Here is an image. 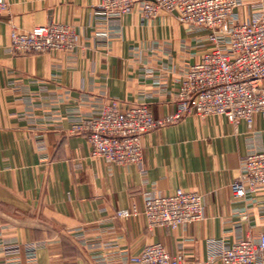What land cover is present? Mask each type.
<instances>
[{
    "label": "crops",
    "instance_id": "1",
    "mask_svg": "<svg viewBox=\"0 0 264 264\" xmlns=\"http://www.w3.org/2000/svg\"><path fill=\"white\" fill-rule=\"evenodd\" d=\"M0 14V264H134L161 242L186 264H223L212 247L264 234V186L235 197L232 183L249 154L264 152V115L252 124L190 114L142 138L144 162L108 164L92 157L75 125L116 102L147 104L156 118L177 112L180 84L212 46L206 28L162 10L96 17L101 0H6ZM238 11L250 17L253 5ZM71 25L74 51L18 53L13 30ZM199 192L205 218L177 229L148 228L150 191ZM138 213L127 218L118 210Z\"/></svg>",
    "mask_w": 264,
    "mask_h": 264
},
{
    "label": "built area",
    "instance_id": "2",
    "mask_svg": "<svg viewBox=\"0 0 264 264\" xmlns=\"http://www.w3.org/2000/svg\"><path fill=\"white\" fill-rule=\"evenodd\" d=\"M141 4L146 18L165 10L181 24L206 28L212 46L200 62L183 77L177 112L156 118L147 104L122 109L116 102L105 106L97 118L75 125L74 132H85L92 146V157L108 164L141 166L144 162L142 138L156 128L174 123L190 114L207 118L223 115L235 122L252 124L254 115H264V4L242 19L238 11L243 0H101L95 8L98 18L131 12ZM8 2L0 0V14ZM80 45L78 32L71 25L50 23L29 31L13 30L11 47L18 53L74 51ZM264 186V152L249 154L240 175L233 181L235 197H244ZM138 210H118L127 218ZM143 214L149 229L178 227L205 218V200L199 192L181 188L174 193H146ZM211 259L223 264H264V234L259 242L251 237L229 247H212ZM134 264H186L183 253L172 254L161 242L146 245L131 257Z\"/></svg>",
    "mask_w": 264,
    "mask_h": 264
}]
</instances>
